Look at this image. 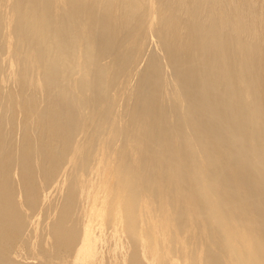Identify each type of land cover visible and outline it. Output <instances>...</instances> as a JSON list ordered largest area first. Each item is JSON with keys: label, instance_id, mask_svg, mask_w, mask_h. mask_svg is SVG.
Masks as SVG:
<instances>
[{"label": "bare ground", "instance_id": "obj_1", "mask_svg": "<svg viewBox=\"0 0 264 264\" xmlns=\"http://www.w3.org/2000/svg\"><path fill=\"white\" fill-rule=\"evenodd\" d=\"M0 264H264V0H0Z\"/></svg>", "mask_w": 264, "mask_h": 264}]
</instances>
